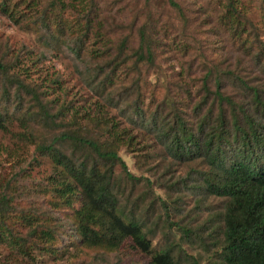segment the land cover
Here are the masks:
<instances>
[{
  "label": "rangeland",
  "instance_id": "obj_1",
  "mask_svg": "<svg viewBox=\"0 0 264 264\" xmlns=\"http://www.w3.org/2000/svg\"><path fill=\"white\" fill-rule=\"evenodd\" d=\"M60 1L7 0L9 15L0 10V56L18 60L16 69L40 94L39 101L33 102L29 93L18 101L14 87L6 93L0 81V106L12 117L0 128V188L15 177L18 184L12 190L19 207L47 216L60 230L52 253L34 246L42 243L27 236V228L20 232L26 239L23 248L3 239L0 264H147L150 259L128 248L84 245L69 224L71 210H57L53 198L40 190L34 195L21 191V185L33 191L51 167L34 141L19 135L23 129L15 109L29 115L39 141L51 127L41 114L43 107L56 116V133L65 130L112 147L127 171L141 177L124 180L120 163L113 165L119 205L142 217L153 250L178 244L186 254L182 264H219V214L225 199L206 192L205 163L171 157L150 122L153 117L174 119L179 112L193 123L207 109L217 112L216 72L222 91L233 99L250 102V95L224 77L229 72L258 86L264 96V0H235L238 19L228 10L230 0ZM41 13L50 20L49 31L35 23ZM142 31L151 61L135 55ZM207 74L210 93L202 108L194 109L205 95ZM136 106L144 110V121L134 115ZM62 148L74 158L95 160L77 141ZM100 165L104 169L107 162ZM10 221L15 227L21 224L18 214Z\"/></svg>",
  "mask_w": 264,
  "mask_h": 264
},
{
  "label": "trees",
  "instance_id": "obj_2",
  "mask_svg": "<svg viewBox=\"0 0 264 264\" xmlns=\"http://www.w3.org/2000/svg\"><path fill=\"white\" fill-rule=\"evenodd\" d=\"M234 1H229L228 10L236 14L238 19V8L234 6ZM0 10L9 15L11 10L7 0L0 1ZM42 14L44 13L40 14L35 23L39 29L45 27L49 31L50 20ZM234 14L232 17H235ZM242 27H245L244 24ZM143 42L142 31L139 50L135 51L137 60L145 58L151 61V49L144 47ZM17 62L7 54L0 56V81L3 90L8 93L14 87V96L18 101H22L25 93L31 94L33 102L39 101L40 94L29 88L20 69H16L20 64ZM208 76L209 74L202 85L205 95L201 102L195 104L194 109L200 110L202 102L210 93L206 84ZM219 76L216 72L213 90L218 105L217 112L213 108L207 109L197 115L193 123H187L178 112L174 119L167 116L153 117L150 125L157 140L165 145L171 157L178 161L202 160L207 166L202 173L206 192L225 199V205L219 214V264H264V96L260 94L258 86L250 85L241 75L229 72L224 77L233 80L235 86L238 85L239 89L250 95V102L247 99L237 101L222 91V79ZM105 79L107 81L106 77ZM29 90L34 91L30 93ZM135 109L134 115L144 121V110L139 106ZM6 110V107L0 106V128H6V121L12 118L7 117ZM15 111L20 113L16 117L19 127L23 129L19 135L34 141L35 150L48 160L51 167L44 181L36 183L33 191L24 185L20 186L21 191L34 195L40 190L41 194L53 198L52 202L57 210H71L69 224L73 226L75 236L86 246L128 248L134 252L146 253L150 255L147 264H182L186 254L178 244L171 243L153 250L148 237L149 228L144 227L142 217L133 210L126 213L121 209V191L116 184L118 176H115L113 165L115 162L120 163L124 180L138 182L141 177L127 171L125 163L112 147L105 148L96 140L74 135L69 131L61 130L56 133V116L44 107L41 114L51 123L50 129H47L50 133L36 141L39 136L34 133L29 115L26 116L23 112L21 115L18 108ZM162 120L164 124L161 123ZM67 141H77L81 147L91 150L95 160L88 163L86 157L79 159L66 153L62 145ZM101 161L107 162L104 169L100 165ZM4 184L0 188V244H3L4 239L23 248L26 239L20 232L27 228V236L36 237L42 243L35 242L34 246L43 247L52 253L55 249L53 242L58 240L56 236L60 232L57 230L58 226L48 223V217L37 211L19 207L12 190V186L18 184L15 177ZM14 190L18 191L16 188ZM16 214L21 223L18 227L13 226L10 221ZM179 229L183 233H189L185 227Z\"/></svg>",
  "mask_w": 264,
  "mask_h": 264
}]
</instances>
